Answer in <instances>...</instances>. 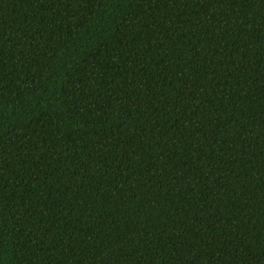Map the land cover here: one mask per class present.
Returning a JSON list of instances; mask_svg holds the SVG:
<instances>
[{
    "label": "trees",
    "instance_id": "trees-1",
    "mask_svg": "<svg viewBox=\"0 0 264 264\" xmlns=\"http://www.w3.org/2000/svg\"><path fill=\"white\" fill-rule=\"evenodd\" d=\"M0 264H264V0H0Z\"/></svg>",
    "mask_w": 264,
    "mask_h": 264
}]
</instances>
